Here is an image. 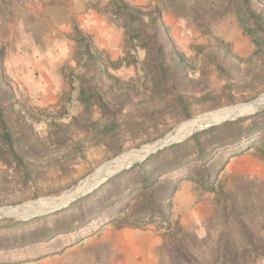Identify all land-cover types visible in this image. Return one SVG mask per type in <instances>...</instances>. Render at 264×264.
I'll list each match as a JSON object with an SVG mask.
<instances>
[{
    "label": "rangeland",
    "instance_id": "obj_1",
    "mask_svg": "<svg viewBox=\"0 0 264 264\" xmlns=\"http://www.w3.org/2000/svg\"><path fill=\"white\" fill-rule=\"evenodd\" d=\"M117 1L0 0V72L18 102L15 111L25 115L42 144L30 153L35 160L28 164V173L0 163V208H21L20 215L0 214V227L29 221L23 220L31 215L24 207L70 201L85 179L106 171L101 166L114 158L151 145L189 121L235 112L264 93V0H122L144 12H159L171 45L194 82L188 117L182 107L149 97L142 67L146 53L128 38L127 23L112 15ZM246 9L256 16L247 25L255 24L262 43L257 57H252L257 47L238 22L239 16L247 15ZM77 31L90 38L108 73L123 82L118 87L133 89L131 104L123 107L105 134L91 130L87 122L102 125L105 120L98 111L85 116L78 101L77 75L86 58ZM162 39L160 35L156 41ZM215 62L221 63L220 70ZM254 114L236 120L248 118L246 126ZM74 117H82L81 122L72 124L57 145L50 135L51 123L69 125ZM89 130L91 134L86 133ZM70 132L80 140L78 148L68 138ZM245 141L238 146L241 154L231 158L220 174L214 193L188 181L179 185L169 225L153 221L117 229L111 219L122 215L107 214L105 201L86 228L74 224L73 231L52 240L9 246L0 251V264H264V133L249 150ZM55 157L59 164L50 163ZM50 215H44L49 216L48 226L56 221ZM26 228L0 230V236ZM231 252L239 255L237 262L231 261Z\"/></svg>",
    "mask_w": 264,
    "mask_h": 264
},
{
    "label": "trees",
    "instance_id": "obj_2",
    "mask_svg": "<svg viewBox=\"0 0 264 264\" xmlns=\"http://www.w3.org/2000/svg\"><path fill=\"white\" fill-rule=\"evenodd\" d=\"M246 10L247 15L239 16L238 22L257 47L252 55L257 57L262 52V43L256 37L255 24L253 27L247 25V21L256 16L249 9ZM112 15L127 23L125 28L128 38L139 43L146 53L142 67L148 80L151 100L160 103L170 101L177 107H182L183 111L185 110V117H188L187 100L193 98L190 88L194 82L188 78L183 57L171 45L159 12L156 10L144 12L140 8L118 0L113 4ZM146 18L149 19L147 23ZM255 23L260 27L257 21ZM77 34L80 36L81 55L86 58L83 71L77 75L78 101L83 107L85 116L90 115L94 109L98 111L105 122L102 125L99 121L87 122L91 130L105 134L115 125L116 117L123 107L131 104L133 89L123 90L118 87V84L123 86V82L108 73L100 62L98 51L90 38L83 37L78 31ZM160 35L164 36V40L158 43L156 38ZM2 59L3 49H0V62ZM214 66L219 70L222 68L221 63L215 62ZM108 81L114 83L108 85ZM17 105L14 94L7 88L4 75L0 72V163L7 166L15 165L19 170L22 168V173H28V164L35 160L30 153L35 145L42 144L33 125L26 121L25 115L20 110L15 111ZM80 119L82 117H74L69 125L51 123L53 132L50 135L52 134L51 138H54L57 145L61 144L59 143L61 139L66 138V132L72 124L81 122ZM247 119L211 126L178 144L150 155L143 162L111 177L66 209L51 214L50 216L56 220L52 226L46 225L49 216H44L0 227L2 232H9L12 228L20 230L28 227L19 234L15 232L7 237L0 236V251L9 246L22 248L52 240L56 234L73 231L74 224H76L75 228L79 226L86 228L94 217L93 212L97 211L96 209L102 210L99 206L105 201L107 214L122 215L120 219H111L110 223L117 229L135 228L153 221L169 225L172 200L183 181L194 183L203 191L214 193L219 176L229 160L241 154V147L238 146L242 141L246 140L245 144H248L247 150H249L252 148L250 146L252 142L261 138L264 133V109L251 116L249 118L251 122L243 126ZM90 132L92 131H86L87 134H91ZM68 134V138L74 141L76 138L74 133ZM27 136L31 139L28 140ZM73 143L74 147L80 146L78 139ZM261 154L264 158V150H261ZM59 160L55 157L50 159V163L59 164ZM249 243L252 246L253 239H250ZM230 256L231 261L237 262L239 257L237 252H231ZM227 257V255L223 257L225 262H228Z\"/></svg>",
    "mask_w": 264,
    "mask_h": 264
},
{
    "label": "bare ground",
    "instance_id": "obj_3",
    "mask_svg": "<svg viewBox=\"0 0 264 264\" xmlns=\"http://www.w3.org/2000/svg\"><path fill=\"white\" fill-rule=\"evenodd\" d=\"M261 105L260 103H249V104H245L243 106H240V107H237L235 108V112L234 111H224L223 112H217V113H214V114H209V115H206L204 117H200V118H197L195 120H192V121H189L187 122L186 124H184L183 126L181 127H178L176 128L175 130V133L176 134H179V135H184V134H187V133H190L192 131H194V129H198L202 126H205L207 124H212V123H216V122H219V121H222L224 119H231V118H235V117H238V116H242V113H245V112H249V111H253L255 109H257V107ZM229 112H232V113H229ZM252 113V112H251ZM249 113V114H251ZM247 115V114H246ZM200 126V127H199ZM198 127V128H197ZM195 129V130H196ZM153 148V145L151 146H145V147H142L140 150L138 151H134V152H131V153H128L127 154H124V155H121V156H118L114 163H112L110 166L109 165H106V173L109 174L111 173V171L113 170H117L119 168H122V166L125 164V162H132V161H135V160H139L140 158H142L145 154H147L151 149ZM110 164V163H108ZM109 166V167H108ZM105 167H102L101 169H104ZM105 174V175H107ZM90 182V179L89 177L87 179H85V181L83 182L82 186H81V189H79L75 196L76 197L77 195H80L82 194L83 192H85L86 188L85 186ZM73 198V197H72ZM71 198V199H72ZM57 200H60L57 199ZM56 200V201H57ZM71 201V200H70ZM70 201L66 202V203H61L59 205H55V206H48L46 207V205H44L47 209H53V208H59V207H62V206H65L67 205ZM41 203V202H40ZM37 205V204H36ZM41 206V204H39ZM50 205V204H49ZM29 206V205H28ZM13 207H10V208H0V214L4 213L5 211H8L9 213L11 214H14V215H20L21 213V208L20 209H12ZM18 208V207H17ZM9 209V210H8ZM23 209H26L28 210L29 213H31V215L28 214V217L29 216H32V215H37L39 214L40 212V209H44L42 207H38V206H32V207H29V208H26L24 207ZM25 213V212H24ZM27 213V212H26ZM23 216H27V215H24ZM27 218V217H26Z\"/></svg>",
    "mask_w": 264,
    "mask_h": 264
},
{
    "label": "water",
    "instance_id": "obj_4",
    "mask_svg": "<svg viewBox=\"0 0 264 264\" xmlns=\"http://www.w3.org/2000/svg\"><path fill=\"white\" fill-rule=\"evenodd\" d=\"M249 103H260V104H263V107H260L259 109H255L254 112H252L251 114H254L255 112H257L260 109H264V93L259 95L256 99L252 100ZM249 103H246V104H249ZM251 114H247V115H251ZM243 116H246V115L238 116V117L231 118V119H224L222 121H219V122H216V123H212V124H207L205 126H202V127L198 128V129L190 132L189 134H187L185 136H181L179 134H176L175 133L176 128H175L174 130H172L169 133L165 134L161 139H159V140L155 141L154 143H152L151 145H153V148L147 154H145L142 158H140L139 160H135V161H132V162H128L127 161L122 166V168H119L117 170H113L109 174H107L105 170L100 172V173H98V174H95V172H94L91 176H89L90 182L85 186V188H86L85 192H83L80 195H77L76 197H73L71 199V201L67 205L59 207V208H53V209H47V208L40 209V211H39L40 213L39 214L29 216L27 218H24L23 220H29V219L34 218V217L49 215V214L55 213V212H57V211H59V210H61L63 208H66L72 202H74V201L86 196L87 194L93 192L95 189H97L99 186H101L103 183H105L111 177H113L116 174L122 172L123 170H127V169L131 168L135 164L143 162L150 155L155 154L156 152H158V151H160V150H162V149H164L166 147H169V146H171L173 144H178V143L186 140L187 138H189L193 134H195L197 132H200L202 130H205V129L211 127V126H215V125L221 124V123L226 122V121H233V120H236V119H238L240 117H243ZM151 145H147V146H151ZM142 147H145V146H142ZM142 147H140L138 150H140ZM115 159L116 158H114L113 160L103 164L101 166V168L105 167L106 165L110 166L112 163H114ZM108 163H110V164H108ZM105 174H107V175H105ZM62 196L63 195H61L60 197H62ZM57 199H58V197H57ZM4 208H10V207H4Z\"/></svg>",
    "mask_w": 264,
    "mask_h": 264
}]
</instances>
